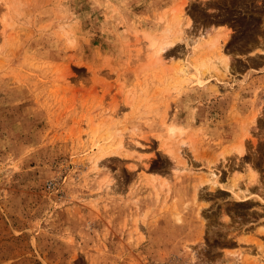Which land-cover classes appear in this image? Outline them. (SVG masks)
I'll return each mask as SVG.
<instances>
[{
    "label": "rangeland",
    "instance_id": "1",
    "mask_svg": "<svg viewBox=\"0 0 264 264\" xmlns=\"http://www.w3.org/2000/svg\"><path fill=\"white\" fill-rule=\"evenodd\" d=\"M263 174L264 0H0V264H264Z\"/></svg>",
    "mask_w": 264,
    "mask_h": 264
},
{
    "label": "bare ground",
    "instance_id": "2",
    "mask_svg": "<svg viewBox=\"0 0 264 264\" xmlns=\"http://www.w3.org/2000/svg\"><path fill=\"white\" fill-rule=\"evenodd\" d=\"M167 43L170 44V42H167ZM167 43H166V44H167ZM170 131H171V132L173 131V127L170 128ZM242 153H243V151H240V154H241V155H242ZM255 179H256V178H255Z\"/></svg>",
    "mask_w": 264,
    "mask_h": 264
},
{
    "label": "crops",
    "instance_id": "3",
    "mask_svg": "<svg viewBox=\"0 0 264 264\" xmlns=\"http://www.w3.org/2000/svg\"><path fill=\"white\" fill-rule=\"evenodd\" d=\"M219 28H221V26H218ZM218 27H216V28H218ZM263 179H264V174H263Z\"/></svg>",
    "mask_w": 264,
    "mask_h": 264
}]
</instances>
